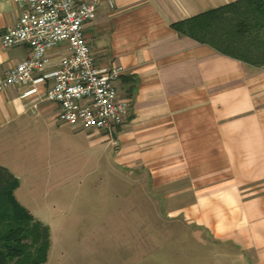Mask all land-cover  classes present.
Listing matches in <instances>:
<instances>
[{
    "label": "crops",
    "instance_id": "1",
    "mask_svg": "<svg viewBox=\"0 0 264 264\" xmlns=\"http://www.w3.org/2000/svg\"><path fill=\"white\" fill-rule=\"evenodd\" d=\"M237 1L101 0L84 34L99 67L125 71L117 88L131 110L115 132L116 162L144 169L168 217L239 250L245 264H264V66L223 55L172 28ZM19 14L12 0H0V36ZM61 53L50 51L45 73ZM28 55L27 46L0 45V74ZM51 83L34 85L31 95L30 86L0 92V167L19 179L18 202L25 179L39 174L36 155L52 153L64 131L66 137L75 132L59 123L57 106L44 98Z\"/></svg>",
    "mask_w": 264,
    "mask_h": 264
},
{
    "label": "rangeland",
    "instance_id": "2",
    "mask_svg": "<svg viewBox=\"0 0 264 264\" xmlns=\"http://www.w3.org/2000/svg\"><path fill=\"white\" fill-rule=\"evenodd\" d=\"M64 133L36 155L39 174L17 195L50 230L45 264H245L239 250L167 216L144 169L116 162L115 132Z\"/></svg>",
    "mask_w": 264,
    "mask_h": 264
},
{
    "label": "built area",
    "instance_id": "3",
    "mask_svg": "<svg viewBox=\"0 0 264 264\" xmlns=\"http://www.w3.org/2000/svg\"><path fill=\"white\" fill-rule=\"evenodd\" d=\"M20 14L14 27L0 36L4 49L29 48L28 57L0 74V92L15 86H30L52 80L44 98L58 108L57 119L75 131L89 129L114 133L125 124L131 104L119 96L117 81L123 67L97 65L84 26L96 18L101 0H12ZM112 6V3H110ZM58 49L56 68L45 73L52 62L50 51ZM35 74H43L34 78Z\"/></svg>",
    "mask_w": 264,
    "mask_h": 264
},
{
    "label": "trees",
    "instance_id": "4",
    "mask_svg": "<svg viewBox=\"0 0 264 264\" xmlns=\"http://www.w3.org/2000/svg\"><path fill=\"white\" fill-rule=\"evenodd\" d=\"M172 28L223 55L264 66V0L230 3ZM19 186V179L0 167V264H45L50 230L17 201Z\"/></svg>",
    "mask_w": 264,
    "mask_h": 264
}]
</instances>
